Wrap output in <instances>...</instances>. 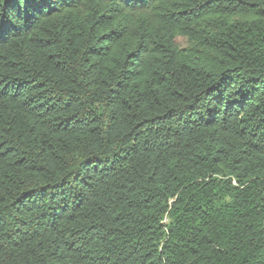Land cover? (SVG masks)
I'll return each mask as SVG.
<instances>
[{"label":"trees","instance_id":"trees-1","mask_svg":"<svg viewBox=\"0 0 264 264\" xmlns=\"http://www.w3.org/2000/svg\"><path fill=\"white\" fill-rule=\"evenodd\" d=\"M0 264H264V0H0Z\"/></svg>","mask_w":264,"mask_h":264},{"label":"rangeland","instance_id":"rangeland-1","mask_svg":"<svg viewBox=\"0 0 264 264\" xmlns=\"http://www.w3.org/2000/svg\"><path fill=\"white\" fill-rule=\"evenodd\" d=\"M176 41H177L178 45L181 47H184L187 45V41L184 37H177Z\"/></svg>","mask_w":264,"mask_h":264}]
</instances>
